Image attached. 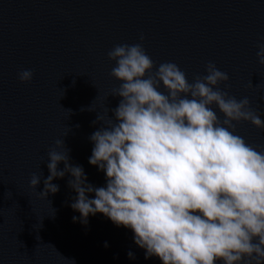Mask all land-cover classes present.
<instances>
[{
  "label": "water",
  "instance_id": "water-1",
  "mask_svg": "<svg viewBox=\"0 0 264 264\" xmlns=\"http://www.w3.org/2000/svg\"><path fill=\"white\" fill-rule=\"evenodd\" d=\"M137 43L153 60L152 73L175 63L189 83L214 63L229 76L219 88L238 101L247 97L264 121V65L256 55L264 45V0H0V264H162L146 259L134 232L104 214H89L83 224L71 207L70 172L52 180L58 192L40 195L51 150L67 149L87 183L106 186L89 157L90 136L106 127L97 115L106 120L107 108L115 121L121 100L112 95L121 81L107 53ZM23 70L33 72L31 81H20ZM158 90L167 94L162 83ZM233 123L235 134L264 152V129ZM33 174L41 175L36 188Z\"/></svg>",
  "mask_w": 264,
  "mask_h": 264
},
{
  "label": "clouds",
  "instance_id": "clouds-1",
  "mask_svg": "<svg viewBox=\"0 0 264 264\" xmlns=\"http://www.w3.org/2000/svg\"><path fill=\"white\" fill-rule=\"evenodd\" d=\"M107 55L116 62L111 75L121 81L112 95L121 100L113 110L115 121L108 118L107 108L106 120L97 115L106 127L90 136L94 147L89 157L91 165L105 172L106 186L87 183L83 168L69 164L67 149L66 154L51 150L50 175L40 195L58 192L52 180L70 172L68 183L77 193L71 207L81 214V222L86 225L89 214L102 213L117 226L130 228L146 259L242 264L249 258L261 264L264 152L235 134L233 123L249 121L264 129L250 100L238 101L222 91L219 85L229 76L212 62L206 75L189 83L175 63L160 64L152 73L154 62L141 43L117 44ZM256 55L264 65V45ZM18 75L21 82H29L33 72ZM161 83L167 94L158 90ZM56 145L64 142L57 140ZM60 162L63 171L57 168ZM40 178L33 174L30 186L36 188ZM91 193L94 198L87 195ZM128 256L134 258L132 252Z\"/></svg>",
  "mask_w": 264,
  "mask_h": 264
}]
</instances>
